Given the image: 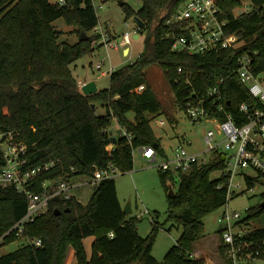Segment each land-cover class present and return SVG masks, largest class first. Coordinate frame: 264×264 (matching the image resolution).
<instances>
[{"label":"trees","instance_id":"obj_1","mask_svg":"<svg viewBox=\"0 0 264 264\" xmlns=\"http://www.w3.org/2000/svg\"><path fill=\"white\" fill-rule=\"evenodd\" d=\"M182 0H142L134 11L121 3L127 16L134 14L144 23V47L136 59L108 76V86L95 93L84 94L71 70V63L78 57L93 51L95 39L92 29L98 23L96 10L89 0H0V130L16 131L26 144L27 163L30 168L52 161L54 164L36 176L37 184L30 187L40 191L44 179H78L90 176L95 167L112 162L121 172L133 167L132 151L137 146H153L159 149L145 112H158L162 103L145 78L144 70L157 63L184 111L186 100L193 96V89L203 91L219 77L222 103L237 122H244L239 111L240 103L250 108L260 106L234 72L239 51L253 52L252 66L256 73H264V10L233 16V9L241 0H214L221 8V17L227 20L225 32L236 33L241 41L240 49L219 48L202 53H189L172 49L174 35L182 31L171 30L165 20ZM260 4L262 0H253ZM62 17L75 26L77 32H91L87 39L74 42L61 39L62 31L53 22ZM97 36V37H96ZM102 45L97 43L96 46ZM190 72L189 82L177 68ZM144 85L137 91L136 87ZM99 102L104 112L97 114L91 103ZM132 111L134 118L128 117ZM115 117L122 129L113 143L107 128ZM162 151V150H161ZM0 148V169L3 165ZM225 161L214 155L207 163L192 164L178 173V187L174 195H168L174 182L169 170L159 168V177L166 190L168 219L182 225L176 244L167 252L161 263L208 264L191 254L192 243L201 235L203 217L221 207L226 201L228 177L223 175ZM219 175L211 177L213 172ZM264 174L245 175L251 189ZM39 183V185H38ZM85 185L76 187L69 199L53 198L48 211L24 225L22 236L27 242L17 249L1 254L0 264H63L68 249L73 248L77 264H161L152 255V233L142 236L136 229V218L127 217L118 199L115 180L108 178L92 187V192L82 203L79 195ZM242 192V191H241ZM235 195V194H234ZM264 202V191L261 192ZM261 202L247 207L246 214L237 225H247L236 236L241 249L237 256L251 253L264 255V226L249 228L251 221L264 217ZM69 207V211H63ZM26 196L15 186H0V245L20 238L9 229L25 214ZM54 209L62 212L58 215ZM93 235L91 252L86 255L82 239ZM40 239V245L29 242ZM218 251L226 252L222 244ZM225 260L234 263L228 255Z\"/></svg>","mask_w":264,"mask_h":264},{"label":"built area","instance_id":"obj_2","mask_svg":"<svg viewBox=\"0 0 264 264\" xmlns=\"http://www.w3.org/2000/svg\"><path fill=\"white\" fill-rule=\"evenodd\" d=\"M52 2L63 3L64 0H50ZM84 1V0H82ZM91 6L96 10L101 7L103 0H89ZM237 17L241 13H258L264 10V0L260 4L253 0H241V5ZM234 10V9H233ZM221 8L214 0H182L172 13L167 17L165 23L170 25L172 31L178 27L182 32L174 35L172 49L177 51H187L189 53H202L208 50L219 48L240 49L241 41L236 33H226L224 27L227 20L221 17ZM139 28V27H137ZM92 33L98 36L97 43L108 44L117 47L125 46L129 43V33L125 32L120 42L112 43L111 39L101 24L93 27ZM256 51H239L235 60L234 72L239 80L246 86L248 92L254 97L260 106L250 108L246 103H240L239 111L245 116L244 122H237L231 112L225 110L222 103L221 85L223 77L215 80L214 84L208 86L203 91L193 89V96H189L185 103L184 112L188 118L199 121L206 118L216 121L215 129H208L204 134V142L207 149L203 152L221 155L225 161L223 175L228 178V189L226 201L221 206V211L217 216V221L221 225L220 232L223 243L226 247L228 257L234 260L241 249L240 242L236 243V236L242 232L235 230L234 225L241 219L238 211L230 210L228 201L235 193L232 189V178L246 168L254 169L257 173L264 174V73H256L252 66L253 56ZM101 63L96 64L100 68ZM110 71H104L110 73ZM179 74H185V80L189 82L190 72L177 68ZM82 82L78 83L79 89ZM144 88L143 84L136 87L137 91ZM121 134H130L126 129H122ZM18 132L0 130V148L2 151L3 165L0 169V186L14 185L23 193L27 199L25 214L9 229L14 230L18 236H22L24 225L32 222L37 216L48 211L50 201L55 197L64 200L69 199L74 192V188L90 183L95 186L99 181L114 178L121 170L112 162L104 167H95L87 181L73 180L72 177L66 179H44L40 184V191L36 192L30 188L37 184L36 176L48 170L54 163L46 162L30 168H24L27 163L26 144L21 140H16ZM223 147L221 149L220 147ZM142 156L149 161L155 159L156 150L153 146H139ZM211 157H202L201 152H189L180 146L175 149L172 158L160 163L162 170H170L173 166L175 172L187 170L192 164L207 163ZM250 175V174H249ZM39 185V183H38ZM235 186H238L235 185ZM252 189V188H251ZM247 210V208H246ZM147 211V210H145ZM234 223V225H233ZM2 237H0L1 241ZM29 242L40 245V239H29Z\"/></svg>","mask_w":264,"mask_h":264},{"label":"rangeland","instance_id":"obj_3","mask_svg":"<svg viewBox=\"0 0 264 264\" xmlns=\"http://www.w3.org/2000/svg\"><path fill=\"white\" fill-rule=\"evenodd\" d=\"M119 1L129 5L134 11L138 10L142 5V0H103L101 7L96 9L97 24H101L104 27L112 43L120 42L123 34L128 32L129 43H126L123 47L121 45L114 47L108 44L96 46V41L98 40L96 36L93 51L78 57L70 65L72 73L77 80L92 79L100 89L107 87L109 83V73L102 75V71L116 70L134 61L144 47V31L138 32L139 28L137 27L139 26L135 15L127 16ZM239 10L235 8L233 10L234 14H238ZM53 24L58 30L62 31L60 38L68 42H74L80 35L76 27L68 25L62 17L57 18ZM90 33L87 32L86 34L90 36ZM134 34H138V37L134 38ZM126 48L127 51H125ZM97 63H101L100 68H96ZM144 75L162 103L160 111L155 113L145 112L153 132L159 140L160 147L156 152L155 159L151 161L142 156L139 146L134 148L132 151V169L117 174L114 180L117 196L122 207L128 205L127 208H130V211L126 213L127 217L136 218L137 232L142 236H146L152 233L155 225L157 226L153 232L151 253L161 263L170 248L176 244L182 232V225H176L168 219V201L165 187L159 177V164L172 158L175 149L180 146L189 152H201L202 157H214L215 154L203 151L207 149V145L204 142V134L208 129L216 128V121L202 118L193 122V120L188 118L176 103L174 94L163 75L161 67L157 63L149 65L144 70ZM103 111L100 103L97 102L95 104V112L101 114ZM127 115L131 119L134 118L132 111L128 112ZM107 132L114 137H117L122 132V128L115 117H112ZM220 148L223 149L222 146ZM169 171L174 175V182L171 188L175 191L178 187V173L175 172L173 166H171ZM247 174L252 177L257 176V172L251 168H246L242 173L234 175L231 188L235 190V195L233 194L228 201L230 210L238 211L241 217L246 214L247 207L255 206L261 202V192L264 191V184L259 183V181L254 183L252 189L245 190L247 187L245 175ZM218 175L219 171H216L211 174V177ZM77 178L76 180L79 181L88 180L85 175H79ZM259 180L264 181V177H260ZM237 184L238 186H235ZM92 187L90 183L85 185L79 195V200L82 203H86L88 200ZM220 211L221 207H218L203 217L204 226L200 237L192 243L191 254L194 255V251L197 249L203 250L199 257H195V255L193 257L202 258L205 262L208 258H226L227 252L221 254L217 250L220 245H224L220 232L221 225L216 219ZM246 226L234 225L233 227L243 233L247 228ZM260 226H264V217H261L259 221L253 220L248 225L251 229ZM93 239V235H88L82 239L84 250L88 257L91 252ZM26 242L27 239L20 237L4 243L0 245V255L13 251ZM224 261L226 264H232L227 260ZM63 264H77L73 248L68 249ZM233 264H264V255L254 257L251 253H245L244 255L235 256Z\"/></svg>","mask_w":264,"mask_h":264},{"label":"water","instance_id":"obj_4","mask_svg":"<svg viewBox=\"0 0 264 264\" xmlns=\"http://www.w3.org/2000/svg\"><path fill=\"white\" fill-rule=\"evenodd\" d=\"M119 3L121 4L122 1H119ZM135 19H136V21H137V24H138L139 28H143V27H144V23H143L142 21H140L138 18H135ZM133 37H134V38H137V37H138V34H134ZM87 38H88V35L85 34L84 32H81L79 39H80V40H84V39H87ZM125 51H127V49H125ZM80 91H81L82 93H84V94H91V93H95V92H97L98 89H97V86H96V84H95V81L90 80V81L85 82V83L81 86ZM91 108H92V109L95 108V103H91ZM110 140H111L113 143H115V141L117 140V137L111 136V137H110ZM156 146H157L156 143H154V144H153V147L156 148ZM168 195H170V196H173V195H174V191H173V189H172L171 187H170V189H169ZM261 205H264V202H261ZM127 206H128V205L122 207V210H123L124 213H127L128 211H130V208H127ZM69 210H70L69 207H66V208L63 209V211H69ZM61 212H62V211H61L60 209H54V211H53V213H54L55 215H58V214H60ZM161 264H165V263H161Z\"/></svg>","mask_w":264,"mask_h":264},{"label":"crops","instance_id":"obj_5","mask_svg":"<svg viewBox=\"0 0 264 264\" xmlns=\"http://www.w3.org/2000/svg\"><path fill=\"white\" fill-rule=\"evenodd\" d=\"M127 49V48H126ZM101 74L102 75H105V74H107V73H105L104 71H102L101 72ZM90 80H92V79H79V80H77V82L79 83L80 81L84 84L85 82H87V81H90ZM82 84V85H83ZM95 84H96V82H95ZM96 86H97V84H96ZM97 89L99 90L100 88H98L97 87ZM104 110V109H103ZM104 112V111H103ZM75 189V188H74ZM218 247V246H217ZM202 250L203 249H197V250H195L194 251V255H195V257H199L201 254H202ZM217 250H218V248H217ZM194 255H192V256H194ZM221 258H223V259H221ZM218 257V258H208V260L206 261L208 264H226L225 263V259H224V257Z\"/></svg>","mask_w":264,"mask_h":264}]
</instances>
